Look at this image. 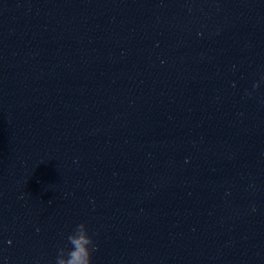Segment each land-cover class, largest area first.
<instances>
[{
    "label": "clouds",
    "instance_id": "obj_1",
    "mask_svg": "<svg viewBox=\"0 0 264 264\" xmlns=\"http://www.w3.org/2000/svg\"><path fill=\"white\" fill-rule=\"evenodd\" d=\"M253 87L258 88L259 84ZM67 241L71 248H59L55 264H92V254L97 248L85 223L77 224L67 236Z\"/></svg>",
    "mask_w": 264,
    "mask_h": 264
}]
</instances>
